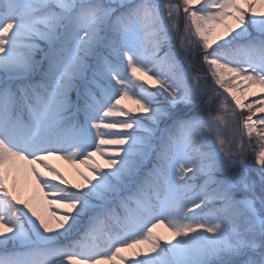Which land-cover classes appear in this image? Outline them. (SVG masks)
Segmentation results:
<instances>
[{"label": "snow or ice", "instance_id": "1", "mask_svg": "<svg viewBox=\"0 0 264 264\" xmlns=\"http://www.w3.org/2000/svg\"><path fill=\"white\" fill-rule=\"evenodd\" d=\"M0 264H264V0H0Z\"/></svg>", "mask_w": 264, "mask_h": 264}, {"label": "rangeland", "instance_id": "2", "mask_svg": "<svg viewBox=\"0 0 264 264\" xmlns=\"http://www.w3.org/2000/svg\"><path fill=\"white\" fill-rule=\"evenodd\" d=\"M126 102L127 103H131L129 101H126ZM97 159H99V157H97ZM54 162L60 164L64 169H66V170L69 171V178L70 179L79 180V177L76 176L75 173L71 171L72 166L69 165V164H67V162H64V161H56V160H54ZM80 167H83V166H80Z\"/></svg>", "mask_w": 264, "mask_h": 264}, {"label": "trees", "instance_id": "3", "mask_svg": "<svg viewBox=\"0 0 264 264\" xmlns=\"http://www.w3.org/2000/svg\"><path fill=\"white\" fill-rule=\"evenodd\" d=\"M246 144H247V141H246ZM252 149H255L256 147V143H255V140L253 139L252 141V144L250 146ZM248 160H249V163H254V152H250L249 155H248Z\"/></svg>", "mask_w": 264, "mask_h": 264}]
</instances>
